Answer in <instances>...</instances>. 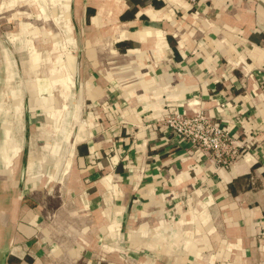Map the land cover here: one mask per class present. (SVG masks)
I'll return each instance as SVG.
<instances>
[{
  "label": "crops",
  "instance_id": "0c3cea01",
  "mask_svg": "<svg viewBox=\"0 0 264 264\" xmlns=\"http://www.w3.org/2000/svg\"><path fill=\"white\" fill-rule=\"evenodd\" d=\"M9 7L1 139L17 103L27 130L0 173V264H264V0ZM198 108L247 145L232 165L157 124Z\"/></svg>",
  "mask_w": 264,
  "mask_h": 264
},
{
  "label": "built area",
  "instance_id": "2783aa9c",
  "mask_svg": "<svg viewBox=\"0 0 264 264\" xmlns=\"http://www.w3.org/2000/svg\"><path fill=\"white\" fill-rule=\"evenodd\" d=\"M189 1L193 3L196 0ZM258 74L264 92V66ZM221 105L225 107L224 103ZM157 124L165 127L176 142L190 144L202 154L209 155L217 167L232 165L248 151L247 145L235 133L234 126L214 119L203 108L171 112Z\"/></svg>",
  "mask_w": 264,
  "mask_h": 264
},
{
  "label": "rangeland",
  "instance_id": "374dc122",
  "mask_svg": "<svg viewBox=\"0 0 264 264\" xmlns=\"http://www.w3.org/2000/svg\"><path fill=\"white\" fill-rule=\"evenodd\" d=\"M11 12H12V10L10 7L7 10H5V16L7 17V20L9 18V15L11 14ZM5 16H0V22L3 21V23L0 24V61L1 62H3L4 58L6 57V55L2 52L1 40H5V41L7 40L12 45L13 41L10 38H8V36H11V33L16 32V30L13 26L14 22H12V20H10V19H9L10 21L8 20V22L4 21ZM11 69H12L13 75H10L8 77V80H9V83L12 85V88H13V86L17 85L21 81V78L16 75L14 62L11 63ZM21 84L22 83H19L20 88H22ZM13 90H14L15 96L16 95L21 96V93L19 91H17V93L15 92L16 87L13 88ZM19 104H21V102ZM15 107H18V103L16 106L14 105L11 109V120L9 121V124H8V131H9L10 139H8V141L1 139L2 138V132H1L2 125L0 124V146L3 142V149L0 152V173L1 172L3 173V169L6 168V166H8L7 171H9L10 170L9 166L17 163L19 150L21 148H23V145L25 143L22 131H25V129L27 130V125L25 126V129L22 130L23 125L20 123V120H19L20 116H18V112L14 109ZM19 110H21V112H22L21 107L19 108ZM7 152H8V155L5 156V154ZM2 177L3 176H0V188H1V186H2V188H4V187L6 188L7 187L6 186L7 181ZM15 182H17V180ZM2 188L0 190V195L5 192V194H3L5 196L7 194L8 189L2 190Z\"/></svg>",
  "mask_w": 264,
  "mask_h": 264
},
{
  "label": "trees",
  "instance_id": "16d2710c",
  "mask_svg": "<svg viewBox=\"0 0 264 264\" xmlns=\"http://www.w3.org/2000/svg\"><path fill=\"white\" fill-rule=\"evenodd\" d=\"M10 260H11V263H13V261H12V260H14V259H12V258H11Z\"/></svg>",
  "mask_w": 264,
  "mask_h": 264
}]
</instances>
